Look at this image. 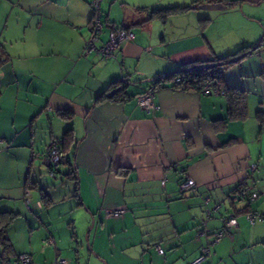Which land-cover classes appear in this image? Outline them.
Returning a JSON list of instances; mask_svg holds the SVG:
<instances>
[{
    "label": "crops",
    "instance_id": "0c3cea01",
    "mask_svg": "<svg viewBox=\"0 0 264 264\" xmlns=\"http://www.w3.org/2000/svg\"><path fill=\"white\" fill-rule=\"evenodd\" d=\"M90 1L0 0V216L11 217L0 262L27 253L34 264H189L233 214L199 264H264V221L244 217L249 206L264 215V0H228L212 15L195 7L216 0H102L100 41L112 27L134 35L108 58L84 52ZM168 7L188 9L152 15ZM244 47L221 70L244 115L230 114L227 94L170 80L156 85L154 109L137 105L148 80ZM52 139L67 161L51 170ZM186 178L193 191L180 190ZM240 185L258 193L252 204ZM120 205L122 216H106Z\"/></svg>",
    "mask_w": 264,
    "mask_h": 264
},
{
    "label": "built area",
    "instance_id": "2783aa9c",
    "mask_svg": "<svg viewBox=\"0 0 264 264\" xmlns=\"http://www.w3.org/2000/svg\"><path fill=\"white\" fill-rule=\"evenodd\" d=\"M102 0H91L90 5L92 9V16L89 23V36L86 40L84 52L90 53L92 51H96L100 53L103 58H108L114 56V50L124 41L128 39H132L134 37L133 33L124 28H115L111 29L107 35L106 40L100 41V35L103 31V20H102V8H101ZM100 43V44H99ZM179 78H175L173 81L174 87H178ZM203 94H214L219 95L223 94V91L218 88H212L209 84H205V86L201 89ZM155 89L153 87L146 88L141 94L136 96L137 105L140 108L151 110L154 109V97ZM62 152L59 148L58 142L55 140L51 141L46 149L43 156V160L53 167H56L62 162ZM256 165H252V170L255 169ZM195 186V182L192 178H186L179 184V188L182 192L193 191ZM237 195L240 198H243L247 201L248 205L252 204L257 198L258 193L255 191H250L247 186L240 185L236 191ZM26 201L29 203L30 198L28 192L25 193ZM209 197H204L203 202L205 205V213L206 216H210V208ZM127 208L125 205H120L111 209L106 210V216L119 217L122 216ZM244 217L248 220L249 223L254 224L257 220L264 221V215L257 212L254 208L249 206L247 210L244 212ZM237 224L236 217L233 214H228L224 220L222 227L214 231L211 234V239L204 245H202L200 249L199 256L189 264H199L204 261L211 254V246L215 243H218L222 237L224 236L227 229L235 226ZM202 233L207 234L206 229H202ZM155 249L158 253L162 254V249L156 245ZM14 264H34L31 259V256L27 253L19 254L14 260ZM51 264H68L67 260L63 257L56 258Z\"/></svg>",
    "mask_w": 264,
    "mask_h": 264
},
{
    "label": "trees",
    "instance_id": "16d2710c",
    "mask_svg": "<svg viewBox=\"0 0 264 264\" xmlns=\"http://www.w3.org/2000/svg\"><path fill=\"white\" fill-rule=\"evenodd\" d=\"M206 1L207 2H214V0H206ZM216 1L222 2L225 5L231 4L230 3L231 1H228V0H216ZM198 2H200V0H198ZM186 9H188V7H168V8H162V9H155V10H152V15L156 16V17L157 16L158 17H166L171 12H177V11H182V10H186ZM206 20L207 19H204L203 21H206ZM121 28H124V27H121ZM112 29H115V27H112ZM124 29H126V28H124ZM261 41H264V38L260 39V42ZM245 48L246 47L240 49L235 54H231V55L224 56V57L213 58L211 60H196V61H190V62L183 63V64L179 65V67L175 70L169 71L162 76L159 75L156 78L148 80V82H147L148 85L146 88L153 87L155 89L156 85L160 84V82L163 80H170L171 81L170 86L172 88L195 89L198 91H201V89L205 86V84H209L210 87L218 88V89L223 91V94H227L228 100H229V112H230V114H232L234 116H242L245 114V105H244V101H243V96L239 95V93H237L234 90H231L230 88H227L223 85L222 79H221V70L224 67L229 66L230 64H232L233 62H235L239 58L243 57L248 52L247 50H249V49H245ZM175 78H179V80H180L178 87L177 86L174 87V85H173V81L175 80ZM123 82L122 81H114L110 84V87L114 86L117 83L118 84L120 83L121 85L124 86L126 84L125 83L126 80H123ZM66 116L70 117V114L67 113ZM72 130L73 129H68L65 132L64 137H63V142H66L71 137V134H72L71 131ZM53 140L54 141L56 140L58 142L59 148H60V141H58L57 139H52L51 141H53ZM47 145H46V147H47ZM46 147H45V149H46ZM60 150H61V148H60ZM61 152L63 155L62 156V162L64 160L67 161V157L65 156L64 151L62 150ZM44 153H45V150L43 152V156H44ZM48 166H50L51 170L53 168L58 167V165L56 167H53L51 165H48ZM2 217L3 216L1 215L0 216V247H1V250L3 252H7V250L10 247V243H9V240L6 236L5 229H6L8 220L11 217H9L8 220L5 221L4 223H2V220H3ZM2 260H4V261L0 262V264L4 263L6 261V258H4Z\"/></svg>",
    "mask_w": 264,
    "mask_h": 264
},
{
    "label": "water",
    "instance_id": "95a60500",
    "mask_svg": "<svg viewBox=\"0 0 264 264\" xmlns=\"http://www.w3.org/2000/svg\"><path fill=\"white\" fill-rule=\"evenodd\" d=\"M196 9H203V10H224L226 8L225 4L222 2H214V3H203L199 4L195 7ZM264 38V35L261 36V39ZM259 42L255 45L258 46ZM116 92L115 89L109 91L106 96L110 97Z\"/></svg>",
    "mask_w": 264,
    "mask_h": 264
},
{
    "label": "rangeland",
    "instance_id": "374dc122",
    "mask_svg": "<svg viewBox=\"0 0 264 264\" xmlns=\"http://www.w3.org/2000/svg\"><path fill=\"white\" fill-rule=\"evenodd\" d=\"M199 13H204V14H209L212 15L217 12V10H203V9H198ZM86 240V238H84Z\"/></svg>",
    "mask_w": 264,
    "mask_h": 264
}]
</instances>
